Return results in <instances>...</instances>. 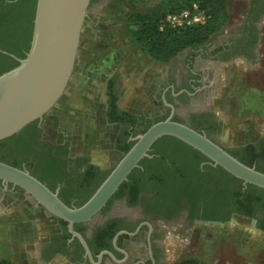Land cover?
I'll return each instance as SVG.
<instances>
[{"label":"flooded vegetation","instance_id":"1","mask_svg":"<svg viewBox=\"0 0 264 264\" xmlns=\"http://www.w3.org/2000/svg\"><path fill=\"white\" fill-rule=\"evenodd\" d=\"M263 17L264 0H248L238 32L221 37L219 50L210 52L205 44L185 49L171 59L154 83L153 101L158 103L159 110L153 113H164V118L173 113V120L192 129L199 125L202 128L197 132L223 147L217 140L221 121L210 107V95L218 79L216 66L236 60L250 67L257 64L259 23ZM104 82L103 121L114 131L113 144L121 158L123 154L117 147L134 144L132 139L144 132L147 122L141 117L146 120L156 117L142 112L129 113L134 119L124 117L122 113L128 112L116 106L122 93L119 79L114 74ZM117 117L121 120L112 121ZM32 124H35L34 129L18 136V148L13 154L9 152L11 143L0 147V162L10 166L19 163V169H26L33 177V171L43 172L48 167L49 183L43 184L57 192L65 205L81 206L96 190L102 174L110 172L120 158L100 167L87 156L71 154L67 142L56 144L46 139L44 119ZM248 144H253L255 153L259 154L258 162L251 167H259L264 172V136L232 149L223 148L230 153ZM65 145L63 150L53 148ZM191 149L182 142L158 140L147 152L148 157L139 161L138 167L130 173L131 178L119 186L99 213L87 223L73 225V231L84 239L89 256L77 237L70 234L66 222L50 216L22 189L0 181L2 210L18 211L23 220H30L27 224L33 229L24 244L25 247L30 245L31 251L24 248L19 253L24 258L18 254L15 258L35 264L61 261L64 264H168L169 239L172 237L175 242L177 238L190 239L199 226H221L238 218L264 235V192L234 183L218 166ZM60 154L62 157H58ZM77 158L87 159V165L96 170L84 174L87 165H79ZM37 234L42 236L37 237Z\"/></svg>","mask_w":264,"mask_h":264},{"label":"water","instance_id":"2","mask_svg":"<svg viewBox=\"0 0 264 264\" xmlns=\"http://www.w3.org/2000/svg\"><path fill=\"white\" fill-rule=\"evenodd\" d=\"M90 2L36 0L29 50L23 59H17V67L0 75V142L34 122L40 123L61 99L73 75ZM172 116L173 113L134 137L132 147L79 207L65 205L57 192L50 191L26 169L0 162V181L22 189L50 216L66 222L70 234L77 237L88 256L86 243L73 231V225L87 223L96 216L139 161L148 157L151 146L163 137L184 143L243 185L264 190V173L244 165L205 134L174 121Z\"/></svg>","mask_w":264,"mask_h":264},{"label":"crops","instance_id":"3","mask_svg":"<svg viewBox=\"0 0 264 264\" xmlns=\"http://www.w3.org/2000/svg\"><path fill=\"white\" fill-rule=\"evenodd\" d=\"M141 1L90 2L81 31L74 81L44 118L46 139L56 144L67 142L71 154L87 156L100 167L115 161L120 153L113 144L114 131L103 121V87L107 78L115 74L121 85L117 109L128 113L142 112L145 116H153V112L159 110L151 100V87L160 78V73L150 78L148 70L155 69L160 63L148 55L151 61L148 66L134 64L132 59L135 44H138L133 38L131 17ZM29 222L18 216V211L0 207V229L5 231L0 240V254L5 256L0 260L12 264L18 260L14 253L27 248L24 244L33 230L27 224ZM19 256L24 258L23 254Z\"/></svg>","mask_w":264,"mask_h":264},{"label":"rangeland","instance_id":"4","mask_svg":"<svg viewBox=\"0 0 264 264\" xmlns=\"http://www.w3.org/2000/svg\"><path fill=\"white\" fill-rule=\"evenodd\" d=\"M160 1L162 0H142L141 4L135 8V12L148 11ZM247 5L248 0H228L230 19L222 31L206 43L210 52L221 48V37L233 36L238 32ZM259 25L260 40L255 66L250 67L242 60L216 66L218 79L210 95V107L221 121V131L217 140L228 149L236 147L237 144L254 142L264 136V17ZM132 59L134 64L143 66L151 64L144 50L136 44ZM166 64H159L155 66V69L150 68L148 70L150 78L157 73L161 76L164 67L167 68ZM73 75L69 84L74 81ZM155 90L156 87L152 85L151 100L154 99L152 92ZM153 116L156 117L155 119L159 116L165 117L164 113H155ZM119 158L120 156L115 162ZM217 226L220 225L199 226L190 239L182 237L177 238L175 242L171 237L169 239L170 254L166 262L176 264L191 258L204 264H264V235L255 231L250 223L232 218L228 223ZM4 232L0 229V240ZM41 236L37 234V237ZM29 241L31 243V240ZM26 249L28 252L31 249L30 245ZM20 251L17 250L14 256L21 254ZM4 256L0 254V258ZM6 256L9 255L6 254ZM13 263L35 264L32 261L25 263L20 260Z\"/></svg>","mask_w":264,"mask_h":264},{"label":"trees","instance_id":"5","mask_svg":"<svg viewBox=\"0 0 264 264\" xmlns=\"http://www.w3.org/2000/svg\"><path fill=\"white\" fill-rule=\"evenodd\" d=\"M194 1L198 2L199 9L204 13V24L184 29H171L167 26L160 28L161 22L167 14L179 12L182 9L187 8ZM35 6L36 0H0V75L17 67L19 64L17 59H23L25 54L28 52L32 34ZM229 19L228 0H162L148 11L136 12L131 17L132 24L134 25L133 38L135 42L142 50H144L146 55L160 64L168 63L177 54L185 49L204 46L222 31V29L227 25ZM122 115L124 117H128L129 119L135 118L129 113H122ZM164 119L165 118L146 120L141 117L143 122H147L144 131L152 124ZM120 120L121 119L118 117L116 119H112V121ZM34 127L35 124L28 125L21 133H19V135H15L9 139L1 141L0 147L6 143H11L12 147L9 149V152L10 154H13V152L18 148V143L16 142L18 136L34 129ZM200 128L202 127L195 125L194 129L198 131ZM205 131L207 133H211L208 129H205ZM161 139H169L180 142L171 137H163ZM132 145L133 143L129 144L125 148L117 147V149H119L122 154H125L132 147ZM64 147H66V145L55 146L53 148L63 150ZM231 152L230 153L233 154V157L249 167L256 164L259 160V154L255 153V147L253 144H248L245 147L238 148L234 151L232 150ZM58 157H62V155L60 154ZM76 160H78L79 165H87V159L85 158H77ZM13 167L20 168L19 163H15V166ZM218 168L234 183L238 185L242 183L240 180H237L230 174L226 173L220 167ZM28 169L30 168L28 167ZM93 170L96 169L87 165L86 170H84V174L88 175L93 173ZM256 170L264 173L259 169V167H257ZM49 172L50 169L47 167L43 172L33 171V175L41 183H49ZM108 173L109 171L102 174L100 180H98L97 187L106 178ZM129 178H131V174L128 176L127 180H129ZM123 184L126 183L124 182ZM247 186L248 188L253 187L251 185ZM260 190L261 192H264V190ZM88 198L89 197H86L82 203L86 202ZM0 264L11 263L6 260H0ZM176 264L204 263L196 259L189 258Z\"/></svg>","mask_w":264,"mask_h":264},{"label":"built area","instance_id":"6","mask_svg":"<svg viewBox=\"0 0 264 264\" xmlns=\"http://www.w3.org/2000/svg\"><path fill=\"white\" fill-rule=\"evenodd\" d=\"M204 22V13L199 9L198 2L194 1L179 12L167 14L162 20L160 28L167 26L171 29H184L202 25Z\"/></svg>","mask_w":264,"mask_h":264}]
</instances>
